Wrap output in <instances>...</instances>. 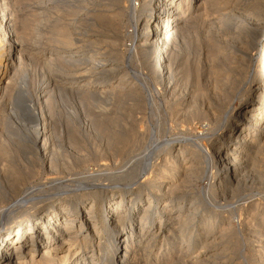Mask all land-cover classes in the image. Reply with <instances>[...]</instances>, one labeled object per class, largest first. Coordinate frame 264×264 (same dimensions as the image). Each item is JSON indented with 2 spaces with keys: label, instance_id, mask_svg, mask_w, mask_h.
Listing matches in <instances>:
<instances>
[{
  "label": "bare ground",
  "instance_id": "bare-ground-1",
  "mask_svg": "<svg viewBox=\"0 0 264 264\" xmlns=\"http://www.w3.org/2000/svg\"><path fill=\"white\" fill-rule=\"evenodd\" d=\"M134 1H137L138 7L143 6L144 9H137L135 2L130 5L128 13L133 24L130 33L132 43L130 49H128L133 54V57L150 67L151 76L159 80V85H161L159 89L168 92L169 88H172L174 84V77L180 74L172 71V65L175 64L177 49L185 44L183 42L184 36H187V31L190 30V27L195 29L201 26L198 21H203L205 18V11L208 6H218L222 1ZM194 2H196V5L192 4ZM239 4H242V6H239L241 7L240 9L234 10V8L230 7V10L222 11L224 13L220 15L217 13L216 20H214L215 18H210L214 21H209L208 27L207 24H204L207 30H203L202 39L209 45H203L207 46L206 49H208V46L212 47L211 60H217L219 53L221 55L226 52L227 54H225L226 57L224 58L229 59L227 60L229 63L226 62L225 64L226 66L230 64L228 70H225L224 68L226 67L224 66H222V68L224 67L223 69L215 66L216 69L214 67L211 68L215 69V71H213L214 69L212 70V74L216 76L214 79L215 83L212 81L214 86L212 85L213 88L211 87L212 92L209 94L208 102L206 101L208 110L204 111L201 107V103L205 98L204 94H195L199 87L191 88L194 90H191L193 92L192 95H189L191 91H185V88L182 91L183 94H181L180 101L177 103L180 106L181 116L191 120L199 117L203 118L206 122L204 124L205 129L200 134L191 133L189 137L184 130L181 134L171 135L159 140L156 137V132L160 127H157L158 125L151 127V134L148 135L150 139L147 138L150 141L145 147L146 149L144 148L145 150H143L142 154L139 152L129 157L127 164H130L132 159H135L134 164L132 162L130 166H127L124 163L125 165L117 168L116 172L99 170L103 172V181L101 179L100 182L91 181L92 183H86L88 178L95 179V176L92 177V172L86 171L83 175L78 172L80 175L78 177L83 179L76 180L75 186L72 182V184L67 182L72 177L68 178L65 175L63 178L57 177V179H51L50 182L43 184L40 182L39 184L34 183L29 187H20L28 177L33 176L36 172L37 161L38 163L40 162V165L43 164L45 171L49 172L70 171L73 167V162L66 151L63 152L52 148L53 145L50 146L52 118L50 120V116L46 115L47 113L42 110L41 106L36 105L32 96L26 92L23 86L19 87L22 98L17 101L11 100V102L8 99V102L10 106L12 104L16 105L17 110L14 109L15 107H11V112L13 114L16 113L14 119L19 116L18 118L23 120V124L19 123L14 132L13 129L6 127L7 132L15 136L19 144H21L17 146L19 150L21 149V153H28V155L26 154L27 171L24 174H20L11 170L8 173H12V179L9 178L8 180L6 177L7 182H5L6 179L0 173V201L6 203L3 207H0V264H89L88 259H91L90 264H135V258L138 260L141 255L142 257L139 260L145 264L167 263L169 260H174L175 258L173 259V257L183 263L185 252H181L182 249L186 248V251L194 252L201 241L204 244V248L206 247L207 249L197 254L194 253L195 255L190 257L191 262L196 264L199 262L201 264L208 260L226 258V253L230 250L229 242L226 241V235H217L218 229L214 228V221L206 219L208 217H201V219H206L203 221V225L200 226L199 224L198 226L196 224L195 220L201 216L199 211L201 201L196 202L195 193L197 192L195 189L192 191L195 187L192 185H197L194 182L198 177L202 176V179L207 180L208 185H205L206 188L216 185V189L220 191L230 189L232 192L233 189L239 186V183L241 184L248 161L253 156L257 157L264 151V23L261 22L263 20L262 17L260 22H257L259 19L256 20V23H252V19L250 20L251 13L255 14L257 13L256 11L258 13L264 12V0H241ZM184 7L186 10L192 9L185 17ZM107 12L99 14V18H102L106 22L105 24L109 25V28H113V30L118 28L121 21L120 16H122L121 10ZM255 16L257 15H254V18ZM8 19L6 13L0 8V112L3 109L2 106H5L3 98L6 95V91H12L17 85L15 82L16 74L20 71L24 73L20 68L21 59L23 58L21 57V42L16 41L17 38L10 30ZM203 28L205 27L203 26ZM65 34H60L61 41L65 44H70L71 39ZM192 35L194 36L195 34ZM197 36L199 35L197 34ZM196 39L199 40L198 37ZM197 43L199 42L197 41ZM193 51L196 52L195 48ZM206 51L208 53L209 50ZM61 53L64 56L75 54L72 50L62 51ZM255 55L259 56V58L257 57L256 61L251 62ZM67 59L68 57L66 59H55L56 62L54 63H59L58 65H60V63H65ZM187 63L188 61L185 62V64ZM210 66L212 65L210 64ZM180 67L183 68L181 65ZM187 68L190 69L185 67L187 74L186 72L181 74L188 76L190 72H188L189 70L187 71ZM134 74L136 76L141 75L137 70L134 71ZM187 76L184 77L186 78ZM204 76H206V73ZM24 77L20 81L22 85H25L26 80ZM204 79L206 80V78ZM209 79H207L208 82ZM186 81L185 84L187 83ZM97 86L93 92L97 99H113L115 92L112 88L114 86H111L112 88L108 87V85ZM201 92L204 93L203 91ZM179 93L180 91L177 94ZM85 94L87 96L83 97H89L88 93ZM48 97L49 102H52V96L50 97L49 95ZM90 97L92 98V95ZM146 98L152 105L153 93H147ZM234 100H239L238 105H233ZM47 105L46 109L52 111L50 107L53 105L50 106V103ZM10 115L12 116V114ZM91 115L93 116L92 113H90ZM95 116L97 119L101 117V115ZM181 116L179 117L182 118ZM83 120L85 121V119ZM29 123L33 125H29ZM98 123L100 124L99 121ZM70 125L71 127L68 126V130H72L70 133L74 137L76 132L75 125L74 123ZM114 125L110 127L115 128ZM162 126L165 128L164 125ZM162 126L161 128H163ZM220 129L222 130L221 134H217ZM100 132L99 129L96 130L93 122V127L89 130V134L98 135ZM76 133L79 134L78 132ZM110 133L113 136L115 130L110 131ZM112 138L108 141L109 144L116 141L117 143L119 142L116 137ZM118 145L121 146L119 143ZM123 145L120 148H113L112 158L121 154L122 149L125 147ZM4 152L2 155L8 156L7 154L9 153ZM72 155L77 157L75 159L79 163L85 158V155L79 154L76 150H74ZM103 157H107V155ZM155 157L160 159V162L151 163V160ZM148 169L150 178L147 183L149 181L154 188L148 183L152 188L150 192L145 194L143 200L142 196L136 195V192L142 189L141 185L143 184L138 179L140 172H146ZM3 171L5 170L3 169ZM100 174L98 173L96 176H100ZM133 185L136 186L133 187ZM206 188L203 191H206ZM203 191H201L202 193L199 192L205 195ZM230 191L228 190L229 194L231 193ZM228 192L226 191V195ZM188 193L192 197L188 199L190 202H187L186 199ZM212 200L209 201L212 202ZM244 201L246 200L244 199ZM204 203L206 202L204 201ZM249 203L251 204V202ZM140 211H142V214L138 218L139 221L137 223L135 218ZM148 212H152L151 215H147ZM157 222L156 231L154 230L153 234L150 233L149 230H152ZM173 223L178 226H171ZM172 227L173 229H170ZM167 228L168 231H166ZM258 234L252 235L255 241L252 243L253 246L248 249L249 252L254 253L252 254L255 260L251 264H264V229H261ZM158 237H162L161 241H165L164 253H162V258H152L153 242ZM61 243H66V246H60ZM87 246H91V248L86 249ZM93 246H96V248H93ZM165 254L169 255V257L167 258Z\"/></svg>",
  "mask_w": 264,
  "mask_h": 264
},
{
  "label": "rangeland",
  "instance_id": "rangeland-1",
  "mask_svg": "<svg viewBox=\"0 0 264 264\" xmlns=\"http://www.w3.org/2000/svg\"><path fill=\"white\" fill-rule=\"evenodd\" d=\"M117 1L116 0H1L0 8L3 9L7 17L9 18L8 23L10 25V30L17 38V39L15 38L16 41H18L19 43L21 42L20 43L21 55H22L21 57L23 58L21 59L20 68L24 72L22 73L20 71L16 74L15 77L16 78L15 82L17 83V85L15 86L16 88L14 87L13 89L14 91L10 90V92L9 90H7L5 93L6 95H4L3 98L4 100L2 99L5 106L4 107L2 106L3 109L0 112L3 115L2 116L0 114L1 117L0 118L1 120L0 121V173L1 175H3L4 179H6V177L8 180L9 178L12 179V173H8L11 170H13V172H18L20 174H24L27 171L26 159L28 153H24V152L21 153V149L19 150L17 147L19 142L17 141L16 137L13 136L12 134L10 135V133L7 132V127L13 129L14 132V129L18 127L19 123L23 124V120H19L20 119L18 118L19 116H16V119H14L16 113L13 114V112H11V107H15L14 109L16 110L17 108L15 104H12L13 102L11 103L12 104L11 106L9 103L11 102V100L17 101L22 98V96L20 95L21 93L19 92V87L21 86H23L26 92L29 93L30 96H32V99L34 100V102H36V105L39 107L41 106L42 110L47 113L46 115L50 116V120L52 118L50 125L51 127L50 146L53 145L52 148L59 149L63 152L66 151L68 156L71 158L73 162L72 164L73 167L70 171L66 170L67 171L66 172L59 170L58 172H49V171H45L43 168V164L40 165L39 164L40 162L38 163L37 161L36 172L34 173L33 176L28 177L24 181V184L20 186L22 188L29 187L34 183L39 184L41 182V184H43L48 181L50 182L51 179H57V177L63 178L65 175L68 178L72 177V179H69V181L67 182L70 183L72 182L74 185L76 180L79 181L80 178H82V177H78L79 175L78 172H81L83 175L84 173H86V171L90 173L92 172V177L95 176V179L90 178L91 179L90 180L88 178V181L86 183L91 181L92 182L95 181V183L100 182L101 179L103 181V175H102L103 172L100 171L106 170V171L116 172L117 168L125 165L124 163H126L127 166H130L132 162L134 164V162L136 161L135 159H132L131 163L129 161L130 164H127L130 155L139 152H141V154L143 153V150L146 149L145 147L150 141L148 140L150 139V136L148 137V135L151 134L152 128L155 127V125H158L157 127L160 128L162 125L165 126V128L163 126H162L163 128L161 129L158 128V130L160 131L157 130L156 132V137L159 140L161 138L170 137L171 135H178L179 133L181 134L184 130L186 132V135L189 137L191 136V133L200 134L202 130L205 129L204 124L206 122L204 121L203 118L199 117L191 120V119H185L183 116H181L179 110L180 106L177 103L180 101L181 94H183L182 91L185 88H186L185 91L190 92L193 88L195 89L199 87L198 90L195 92V94H199V95L204 94L205 98L201 103V107L203 108L204 111L208 110V104H207L208 97L210 96L209 94L212 92V88L214 86L213 83H215L214 79L216 76L215 74L212 73L213 71H215L216 69L215 67H220V69L226 67L224 69L228 70L230 64L229 65L227 64V66L225 64L226 62L229 63V61H227L229 59L224 58L226 57L225 55L227 54L226 52L225 53L221 52L223 53L221 55L219 53V55L217 56V60L216 59L211 60L212 59L211 55L213 54V51H211L212 47L208 46V49H206L207 47L206 45L209 44L206 43L204 39H202V36L204 35L202 34L204 33L203 30L204 29L207 30L206 25L204 24H207L208 27L209 21L212 22L216 20L218 14L220 15L226 12L227 10H230L231 8L232 9L234 8V10L240 9L241 7L239 6L240 5L242 6V4L238 5V3L241 0H221L222 2L218 6L216 5L208 6L205 11L206 12L205 18L203 19V21H198V24L201 23V26L200 27L198 26L199 28L197 27L195 29L194 27L189 28L190 30L187 31V36L186 35L184 36L185 41L183 40V42L186 45L184 44L183 47L179 46V49H177L176 52L175 64L172 65V71L179 72L180 74H177V76H175L176 78L174 77L175 82L173 81L174 84L172 88H169L168 90L169 93L171 92L170 94L165 90L164 92L159 89L161 88V85H159V80L151 76L150 67H147L146 65L141 63L136 57H133V54H131L129 50L130 45L132 43L130 40L131 39L130 33L132 31L133 21L131 20L128 11L130 10V5L135 1L134 0H117ZM192 4L196 5V2ZM135 5L136 7H138L137 1L135 2ZM137 9L143 10L144 7L140 6ZM116 10H121L122 16H120L121 21L119 27L113 30V28L111 29L109 28V25L107 26V24H105L106 22H104L102 18L101 19L99 18L100 16L99 14L106 13L107 11H108L107 13H109V11L115 12ZM191 10H192L191 8H189L188 10H186L185 8L184 17L187 16L191 12ZM218 10L220 13L218 12ZM256 12L257 13L255 14L254 13H251L252 15L250 14L251 16L250 20L252 19L251 22L256 23V20L258 19L259 21L257 22H260L262 20L261 19L262 17L263 20L261 22L264 23V17H263L264 12L261 11L263 15L261 13H258V11ZM254 15L257 16H255L254 18ZM210 18L213 19L215 18V19L213 20ZM203 26L205 28H203ZM60 32L66 33L65 35H67L71 39L70 44H65L61 41ZM192 34L195 35L193 36ZM197 34L199 36H197ZM196 37H198L199 40H197ZM197 41L199 43H197ZM194 48L196 52L193 51ZM67 50H72L75 52V54L69 56L68 55L64 56V54L62 55L61 52L62 51L65 52ZM206 50H209L208 53ZM198 51L199 53L197 54ZM59 57L61 59L62 58L66 59L68 57L69 60L67 59L65 63H60V65H58L59 64L58 61H57L58 64H55L54 62L60 59ZM257 57L259 58V56L255 55L253 60H251V62H254L255 59H258ZM186 59L188 61L187 64L189 66L185 64V62H187ZM209 60L212 63H210ZM210 64L212 66H210ZM180 65L183 66L184 69L180 67ZM222 66L224 67L222 68ZM185 67L190 68V69L187 68V71L189 70L188 72H190L188 76L186 75L187 72L185 70ZM212 67H214L215 69L214 68H213L214 70L211 69ZM135 70L140 72L141 75L136 76L134 74ZM210 70L213 71L211 72ZM183 72L184 73L186 72V74H181ZM205 73L206 76H204ZM209 74L211 75L209 76ZM184 76H187L188 79L187 77L185 78ZM192 76L195 79H193ZM23 77L26 80L25 81L26 86L22 85L20 82L22 81ZM204 78H206V80ZM207 79H209V82ZM185 81L187 82L186 84ZM97 85H101V86L108 85V87L114 86L113 88L111 87L112 89H114L115 92V96L113 97V99H103V100L97 99L93 95L94 90L96 89V87H98ZM45 86L47 87L45 88ZM179 91H180L179 93L180 95L177 94ZM192 91L189 93V95L193 94ZM201 91H203L204 93H202ZM84 92L88 93L89 97H83L86 95ZM147 93L148 94L153 93L152 105H150L149 101L146 98ZM49 95L50 97L52 96L51 97V99L53 100L52 102H49L48 99ZM90 95H92V98L90 97ZM8 99H10L9 102ZM48 102L50 103V106L53 105L52 107H50L52 111H48L46 109L48 106L47 104H49ZM238 103L239 100H234L233 105L236 106L238 105ZM90 113L93 114V116L91 115L92 116L91 120H90L91 117ZM10 114H12L13 117ZM95 115H101V117L97 119ZM179 116H181L182 118H180ZM83 119H85V121ZM98 121L100 122V124L98 123ZM93 122H94V126H96V130L99 129V131H101L100 134L98 135L89 134V130L92 129L93 127ZM157 122L160 124V126ZM73 123L75 125V131L79 133L77 134L75 132L74 137H72L70 133L72 130L71 131L68 130L69 127H71L70 124ZM30 124L33 125L32 123H29V125ZM111 125H114L115 128L110 127ZM162 129L163 130L165 129V131H163ZM221 129H223V127H221ZM221 129L218 130L217 134L218 133L221 134L222 131ZM109 130L110 131L115 130L113 136L111 135ZM112 137H116V139L119 141L118 143L121 144V146L118 145L117 141L115 143L109 144L108 141L113 139ZM204 144L207 145L206 142H204ZM122 145L125 147L122 149V152L120 154L121 156L116 155L115 158H112L113 148L114 149H116V147L120 148L122 147ZM74 150H76L81 155H85L84 156L85 158L84 160L83 159L81 160V163H79V161L76 162L77 159L75 158L77 157H74L72 155V153H74ZM2 151L4 153H9L7 154L8 156H3ZM125 152L126 154H124ZM102 155L103 156L107 155V157H103ZM9 158H11L12 160ZM253 158H251L252 160L250 159L248 161V164H246L247 166L245 168L242 178V180L244 181L241 180V184L239 183V186L236 189H233L232 192L230 191V189H228L232 194L231 193L229 194L228 190H226L228 192L227 194L228 196L226 195V191H220L216 189V185L211 186L210 187L211 189L208 186L207 188L209 189H207L206 188V186L208 185L207 180L202 179V176L198 177L194 182L197 185H192L193 187L195 186L194 188L192 187L193 188L192 191H194L195 189V191L197 192V193L194 192L196 194L195 195L196 202L201 201V207H199L201 216L200 218L198 217L195 220L196 224H198V226L200 224L201 226L203 225V221H205L206 219H211L210 221L212 222L214 221L213 222L214 228L216 230L218 229L217 235H226L227 238L226 241L229 242V246H230V250L227 252L228 255L226 253V258L222 259L225 261H222L221 259H215L213 261L208 260L207 262L201 264H207V263L209 264L210 262H212L210 264H237V263L251 264V262H254L255 260L253 255L254 253L249 252L248 249L251 246H253L252 243L253 241H255L252 235H259L258 232L261 229H264L263 226L264 225V159H263L264 151L263 153L259 154L257 157L253 156ZM158 162H160V159H158L157 157L151 160V163H158ZM3 169L5 171H3ZM95 172H98L99 174L101 173L100 176L99 175L96 176V174L98 173ZM146 172L145 171L140 172L138 180L143 184L141 185L142 189L139 192H136V195L142 196V199L145 197L146 193L151 191V188L153 187L149 181L148 183L152 187L147 183V180L150 178L149 169L146 170ZM7 179L5 180V182L8 181ZM135 186L136 185H133V187ZM205 188L206 191L208 190V192L203 191L205 190ZM198 190L200 192L201 191L205 192V195L204 193L201 194L202 192L200 193ZM218 194L221 196H219ZM191 198H192L191 194L188 193V196L186 197L187 202H190V200L188 199ZM242 198H244L246 201H244V199ZM209 200H212V202ZM204 201L206 203H204ZM249 202H251L252 205L254 204V206H252ZM5 204L6 203L0 201V207L1 206L3 207ZM245 206L246 207L249 206V207L246 208ZM253 212L256 214H254ZM151 213L152 212L150 213L148 212L147 215L149 214L151 215ZM141 214L142 211H140L138 216H136L135 218V221H137V223L139 221L138 218L140 217ZM201 217L203 218L208 217V218L201 219ZM174 224L175 223L171 224V226L173 227L178 226L177 224L175 225ZM156 227H158V222L154 224V228L152 230H149V232L153 234L156 231L155 230ZM173 227L170 229H173ZM166 231H168V228ZM161 239L162 237H158L153 242L152 253H151L152 258H162V253H164L163 248L165 247L164 246L165 241L163 242L161 241ZM65 244L66 243H61L60 246L64 247L66 246ZM198 247H196L197 250L195 249L194 252L189 251L190 253L186 251V248H183L184 251L182 249L181 252H185V256H184L185 258H183L184 259L183 263L181 261H178L176 257H173V259L175 258L174 259L175 261L169 260L167 261V263L161 262V264H170L171 262H172L171 264H190L191 262L190 257L207 249L206 247L204 248V244L202 243V241L199 242ZM90 248L91 246H87L86 249H90ZM93 248H96V246H93ZM141 257L142 255L139 256V259ZM166 257L168 258L169 255H167ZM139 259L136 260L135 258L136 261L135 264H138V262L139 264H145L143 261L140 262ZM87 261L90 264L91 259H88ZM191 264H196V263L191 262ZM197 264L200 263L198 262Z\"/></svg>",
  "mask_w": 264,
  "mask_h": 264
}]
</instances>
